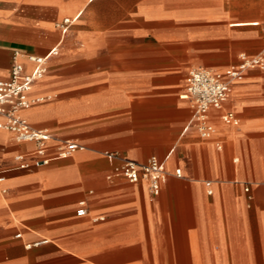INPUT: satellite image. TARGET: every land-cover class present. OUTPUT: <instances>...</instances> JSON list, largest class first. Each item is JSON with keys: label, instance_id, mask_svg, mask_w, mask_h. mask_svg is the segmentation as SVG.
<instances>
[{"label": "crops", "instance_id": "obj_1", "mask_svg": "<svg viewBox=\"0 0 264 264\" xmlns=\"http://www.w3.org/2000/svg\"><path fill=\"white\" fill-rule=\"evenodd\" d=\"M58 43L29 91L43 99L22 110L50 130L46 152L0 128V264H264V73L233 81L209 110V138L181 97L190 68L264 51V0H0V80L15 50ZM229 110L237 123L221 119ZM59 140L84 148L58 157ZM111 151L156 155L160 188L108 177ZM39 157L50 160L33 165Z\"/></svg>", "mask_w": 264, "mask_h": 264}, {"label": "built area", "instance_id": "obj_2", "mask_svg": "<svg viewBox=\"0 0 264 264\" xmlns=\"http://www.w3.org/2000/svg\"><path fill=\"white\" fill-rule=\"evenodd\" d=\"M72 21V18L65 17L57 22L56 26L63 34H66ZM58 53L59 43L44 54H22L15 50L11 57L9 77L6 80H0V128L9 130L18 142H34L35 152L40 156L46 152L47 141L52 138V134L47 128L32 126L22 114V110L32 101L43 99L40 97L31 100L29 91L33 82L42 78L46 73L48 59ZM20 56H24L32 63L31 70H26L25 63L20 59ZM248 68H258L264 73V51L254 56L241 54L237 64H231L223 70L204 66L190 68L186 76L185 91L181 97L190 102L192 115L189 124L196 128L200 136L209 138L214 135L216 128L209 120V110L222 108L229 96L233 81L238 79ZM221 119L228 124H235L238 121L234 112L230 110L223 112ZM217 147L220 148L219 143H217ZM82 148L84 145L75 140H59L56 146V156H68ZM105 155L117 160V164L113 166L112 173L108 177L111 175L122 176L130 182L143 180L151 192L157 191L167 176L164 162L156 155H150L143 162L123 157L116 151L106 152ZM15 158L20 168H27L31 165L25 159L24 154H17ZM49 160L48 157H39L33 161V165L43 166ZM175 174L180 175V170L176 169ZM248 189L249 186H246L245 190ZM76 212L79 215L87 213L85 200L79 201ZM41 241H46V239L35 241L27 246L38 244Z\"/></svg>", "mask_w": 264, "mask_h": 264}]
</instances>
